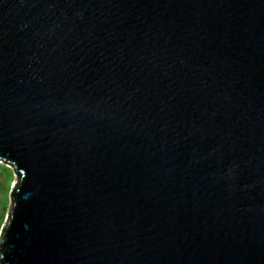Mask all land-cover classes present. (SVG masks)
<instances>
[{
	"label": "water",
	"instance_id": "1",
	"mask_svg": "<svg viewBox=\"0 0 264 264\" xmlns=\"http://www.w3.org/2000/svg\"><path fill=\"white\" fill-rule=\"evenodd\" d=\"M0 264H264V0H0Z\"/></svg>",
	"mask_w": 264,
	"mask_h": 264
},
{
	"label": "rangeland",
	"instance_id": "2",
	"mask_svg": "<svg viewBox=\"0 0 264 264\" xmlns=\"http://www.w3.org/2000/svg\"><path fill=\"white\" fill-rule=\"evenodd\" d=\"M17 181L13 167L0 162V234L11 207V194Z\"/></svg>",
	"mask_w": 264,
	"mask_h": 264
},
{
	"label": "snow or ice",
	"instance_id": "3",
	"mask_svg": "<svg viewBox=\"0 0 264 264\" xmlns=\"http://www.w3.org/2000/svg\"><path fill=\"white\" fill-rule=\"evenodd\" d=\"M0 227H2V225H0Z\"/></svg>",
	"mask_w": 264,
	"mask_h": 264
}]
</instances>
